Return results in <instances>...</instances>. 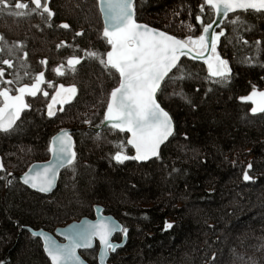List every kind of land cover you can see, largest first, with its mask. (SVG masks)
I'll list each match as a JSON object with an SVG mask.
<instances>
[{
    "label": "trees",
    "instance_id": "obj_1",
    "mask_svg": "<svg viewBox=\"0 0 264 264\" xmlns=\"http://www.w3.org/2000/svg\"><path fill=\"white\" fill-rule=\"evenodd\" d=\"M24 2L26 15L0 6V61H13L12 68L0 67L6 69L4 79L15 81L0 88L30 85L40 72L46 82L35 97L25 95L29 107L13 129L0 131L6 169L0 171V264H50L40 240L22 227L53 231L93 217L95 204L128 230L125 245L110 255L112 264H264V113L253 114L252 104L240 100L253 86L264 90V14L238 11L223 20L217 52L229 62L230 80L213 83L202 62L180 59L184 79H166L157 94L172 117L173 134L156 158L120 164L113 157L121 142L133 156L127 135L108 126L96 130L118 74L85 56L110 47L97 0H48L55 13L51 19L31 12L30 0ZM134 2L137 21L181 39L200 34L197 15L204 23L213 18L207 5L201 14L203 0ZM63 23L70 28H61ZM72 56L81 58L74 72L67 65ZM61 65L63 76L54 71ZM61 84L75 85L77 92L63 111L53 106L56 114L50 117L48 105ZM173 93H183L191 103ZM65 127L73 129L74 163L60 171L50 194L30 190L18 174L47 159L51 136ZM249 162L253 179L244 181ZM166 222L173 227L165 229ZM80 253L97 264V247Z\"/></svg>",
    "mask_w": 264,
    "mask_h": 264
},
{
    "label": "snow or ice",
    "instance_id": "obj_2",
    "mask_svg": "<svg viewBox=\"0 0 264 264\" xmlns=\"http://www.w3.org/2000/svg\"><path fill=\"white\" fill-rule=\"evenodd\" d=\"M100 10L104 14L103 37L106 38L110 50L105 53L97 51H86L85 56L97 59L106 70L111 73L114 70L118 73V86L114 87L110 93L107 103V111L104 120L111 122L113 129L120 132L130 133L127 144L135 149V155L129 156L124 152V143L117 145L119 149L113 159L117 163H124L126 160L147 161L159 155V149L165 141L173 134L174 126L169 112L161 106L157 94L162 91V84L168 80H182L184 74L180 68V59L189 56L193 59H202L207 65L208 78H213V83L228 81L231 78V68L229 62L217 52V44L220 37L224 35L213 30L216 20L205 24L202 15H197L195 20L199 22L202 32L198 36L188 35L184 39L165 31L149 27L147 24L138 23L136 20V9L134 0H99ZM33 5L30 9L33 13L43 16L45 13L51 19L55 13L49 7L48 0H30ZM205 5L214 10L217 17H227L228 14L238 10L243 12L254 11L264 14V0H203L200 5V12H205ZM3 8H15L16 15L29 14V3L24 0H0ZM239 19V17H237ZM236 21H233L235 23ZM51 26V25H49ZM61 28L69 29L68 23L60 25ZM189 31H193V26L189 24ZM77 36L83 33H76ZM4 37L0 35V41ZM246 44L247 41H244ZM259 43V42H257ZM59 47V46H58ZM4 49L0 48V52ZM195 54V55H194ZM207 54V55H206ZM25 58L27 53H24ZM8 68L13 67V61L4 59L0 61ZM47 64V61H41ZM81 63L78 56L69 57L67 65L74 72L76 65ZM63 65L54 69L57 75L63 76ZM176 69L179 75L173 73ZM173 73V75H169ZM6 69L0 67V85H13L15 81L4 79ZM27 74V73H26ZM34 83L24 84L15 89L10 87L0 88V131L9 132L13 129L16 121L20 119L21 112L28 108L25 103V95L35 97L42 91L44 84V72H40L34 77ZM49 87L52 84L49 83ZM13 91L17 94H12ZM75 85L65 87L59 85L56 94L51 98L52 103L48 105V115L54 116L55 104L62 105L68 103L76 94ZM181 95L183 93H173ZM47 97L49 93L43 91ZM188 103H191L186 96H183ZM242 102L252 104L251 112L264 113V91H259L253 86V90L247 96L240 97ZM49 151L52 153L53 161L40 166L39 170L29 169L24 174L23 182L31 188L40 192H50L55 186L58 169L65 165H72L76 158L73 150L71 135L64 130L54 137ZM35 167V166H34ZM253 164L249 162L243 172V180L251 181L253 177L249 174ZM0 171H6L2 161H0ZM11 175V173H8ZM4 179V177H0ZM10 183V181H9ZM173 224L166 222L165 229H171ZM77 230L74 234L67 235L68 244H59L51 236L43 232L33 233L43 238L45 251L48 253L52 264H83L77 255V249L81 247H91L94 238L99 239V243L104 249L103 256L109 252H115L119 244H114L111 237L115 232H122L127 236V228L119 224H113L108 220L97 219L95 223L84 226H74ZM102 256V259H103Z\"/></svg>",
    "mask_w": 264,
    "mask_h": 264
},
{
    "label": "water",
    "instance_id": "obj_3",
    "mask_svg": "<svg viewBox=\"0 0 264 264\" xmlns=\"http://www.w3.org/2000/svg\"><path fill=\"white\" fill-rule=\"evenodd\" d=\"M134 1H135V0H134ZM97 6H98V10H99V12H100V16H101V20H102V26H103V29H104V14H103V13L101 12V10H100V3H99V0H97ZM238 11H239V10H238ZM238 11H237V12H238ZM212 12H213V18H212V20H216V21H217V23L213 25V30L219 32V31L222 30V29H221V24H222L223 20H224L226 17H224V16H219V17H217V16L215 15L214 10H212ZM230 14H233V13L230 12L228 15H230ZM212 20H211V21H212ZM211 21H209V22H211ZM137 22H138V23H141V24H147V23H144V22H141V21H137ZM209 22H207V23H209ZM207 23H205V24H207ZM147 25H148L149 27H151V28H155V29H157V30L164 31V30L159 29V28H157V27H153V26H151V25H149V24H147ZM222 31H223V30H222ZM165 32H166V31H165ZM201 32H202V29H201ZM201 32H200V34H201ZM167 33H168V32H167ZM168 34H170V33H168ZM171 35H172V34H171ZM177 38H179V37H177ZM220 38H221V37H220ZM180 39H181V38H180ZM219 42H220V40H219ZM219 42H218V44H219ZM218 44H217V46H218ZM108 50H110V47H109ZM108 50H107V51H108ZM105 54H106V53H105ZM194 55H195V54H194ZM206 55H207V54H206ZM219 55H220V54H219ZM220 56H221V55H220ZM183 57H187V58H189V59H191V60L200 61V62H202V63L206 66V68H207V65L203 62L202 59H193V58H191V57H189V56H183ZM183 57H181V58H183ZM221 58H223V57L221 56ZM223 59H225V58H223ZM225 60H226V59H225ZM229 67H230V65H229ZM207 71H208V70H207ZM117 74H118V73H117ZM116 86H118V83H117ZM116 86H115V87H116ZM113 88H114V87H113ZM113 88H112V89H113ZM112 89H111V90H112ZM111 90H110L109 95H108V101H109V99H110V93H111ZM108 101H107V103H108ZM56 105H58V104H55L54 106H56ZM63 105H64V104H63ZM63 105H62V106H63ZM59 106H61V105L59 104ZM106 111H107V104H106V108H105V111H104V116H105V114H106ZM172 121H173V120H172ZM106 126L111 127V122H108V121L103 120L102 124H101L99 127H97L96 130H99V129H101L102 127H106ZM173 126H174V123H173ZM111 128H112V127H111ZM112 129H113V128H112ZM61 130L67 131V132L71 135L72 142H73V150L75 151V149H74V140H73V136H72L73 129H72V128H69V127L62 128V129L58 130L56 133H54V134L51 136L50 141H49V145H48V151H49V147H50V145H51V142H52L53 138L56 137V136H58V135L61 133ZM114 130L119 131L118 129H114ZM173 131H174V130H173ZM119 132H120V131H119ZM123 133H125V134L127 135V137H126V142H127V140L130 138V135H131V134H130V133H127V132H123ZM170 137H171V136H170ZM170 137H169V138H170ZM169 138H168V139H169ZM165 143H166V141H165ZM127 145H128V144H127ZM162 145H163V144H162ZM162 145L160 146V148L162 147ZM128 147L133 151V156H134V155H135V149L132 148L131 145H128ZM159 151H160V149H159ZM115 154H116V153H115ZM154 158H156V157H152V158H150V159L147 160V161H150V160H152V159H154ZM49 161H53V156H52V153H51L50 151H49V156H48L47 159H45V160H41V161H33V162H31V163L28 165V167H27L23 172H21V173L18 175V179H19V181H20L24 186L28 187V188H29L30 190H32V191H35V192H38V193H41V194H44V195H48V194H50V193L55 189V187H56V184H57V181H58V177H59V173H60V171H61L64 167H66V166H68V165H65L64 167H61V168L58 169V175H57V179H56L55 186L52 188V190H51L50 192H40V191H38L37 189L31 188L29 185H26V184L23 182L24 174L27 173V172L29 171V169H34V171L39 170V169H40V166H42V165L48 163ZM135 161H136V160H135ZM147 161H136V162H138V163H144V162H147ZM34 166H35V167H34ZM98 218L101 219V220H108V221H111L113 224H119V225L122 227L121 222H120L117 218H115V217H114L113 215H111V214H107V213L104 212V207H103L102 205L95 204V205H93V217H81L79 220H73V221H71V222H69V223H67V224H65V225L57 226L53 231H48V230L43 229V228H37V229H34V228L30 227V226H24V227H22V228H23L24 230H26L30 235L35 236V237H37V238L40 240L41 245H42V250H43V252H44V255H45L46 258L48 259L49 263L52 264V261H51L49 255H48V253L45 251L43 238L40 237V236H37V235H33V233L43 232V233H45L46 235L51 236V237H52L57 243H59V244H62V245H63V244H68V243H69V240L66 238V236L75 233V231H76L77 229L74 228V226H84V225H87V224H89V223H95V222L97 221ZM118 233H120L121 236H120V239H119V240H116V239H114V235H115V234H118ZM126 239H127V236L125 237L124 234H123L122 232H115V233L112 235V237H111V241H112V243H114V244H119V245H120V247H118L116 250H118L119 248H121V247H123V246L125 245V243H126ZM94 247H97V254H96V261H97V264H112L111 262H109V258H110V255H111L112 253H114V252H109L106 256H103L104 249H103L102 246L100 245V243H99V239H98V238H94V239L92 240V246H91V247H88V248L81 247V248H78V249H77V255L80 257V260L83 262V264H89V263L85 260V258L81 255L80 252L83 251V250H91V249H94ZM102 256H103V259H102Z\"/></svg>",
    "mask_w": 264,
    "mask_h": 264
},
{
    "label": "rangeland",
    "instance_id": "obj_4",
    "mask_svg": "<svg viewBox=\"0 0 264 264\" xmlns=\"http://www.w3.org/2000/svg\"><path fill=\"white\" fill-rule=\"evenodd\" d=\"M259 91H264V90H259ZM250 93H251V92H250ZM250 93H249V94H250Z\"/></svg>",
    "mask_w": 264,
    "mask_h": 264
},
{
    "label": "bare ground",
    "instance_id": "obj_5",
    "mask_svg": "<svg viewBox=\"0 0 264 264\" xmlns=\"http://www.w3.org/2000/svg\"><path fill=\"white\" fill-rule=\"evenodd\" d=\"M19 175V174H18Z\"/></svg>",
    "mask_w": 264,
    "mask_h": 264
}]
</instances>
